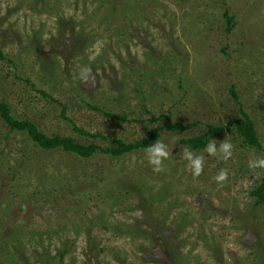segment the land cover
Segmentation results:
<instances>
[{"label": "rangeland", "instance_id": "obj_1", "mask_svg": "<svg viewBox=\"0 0 264 264\" xmlns=\"http://www.w3.org/2000/svg\"><path fill=\"white\" fill-rule=\"evenodd\" d=\"M0 52V100L47 136L107 148L145 137L150 114L197 123L160 133L170 155L156 173L145 150L43 151L0 119V264H264V205L250 197L264 169L248 166L264 154L223 134L232 156L195 152L194 178L179 143L241 118L233 87L264 147V0H0ZM63 107L104 139L74 132Z\"/></svg>", "mask_w": 264, "mask_h": 264}, {"label": "trees", "instance_id": "obj_2", "mask_svg": "<svg viewBox=\"0 0 264 264\" xmlns=\"http://www.w3.org/2000/svg\"><path fill=\"white\" fill-rule=\"evenodd\" d=\"M223 16L227 26L226 33L228 34L235 26V18L234 16H230L228 11H225ZM0 57L3 58L1 52ZM230 93L236 105L240 107L239 112L241 114V118L231 119L224 126H208L206 132L189 139L180 140L179 143L182 146L191 149L193 152H202L205 151V146L208 140L215 139L229 132H234L242 139L241 142L243 143L244 147L256 149L264 154V147L259 142L254 124L242 109L239 103L238 96L235 93L233 87L230 89ZM40 94L43 97L48 98L55 103H58L46 93L40 91ZM90 109L101 113L106 119L112 121H128L126 116H116L115 114H109L107 112H103L100 108L97 107H91ZM10 110L11 109L9 105L6 102L0 100V119L4 121V124L9 128L10 132L24 133L35 145H37L43 151L61 150L64 153L75 155L81 159H89L99 152L103 155L110 156L111 158H121L133 152L145 150L147 146L153 145L152 143H155V141L160 138V133L164 132L172 134L183 133L186 131L189 132V130H192L197 125V123H173L168 117H165V123H160V120L164 116L155 117L154 115L150 114V119L148 120L149 123L157 125L148 130L145 134V137L131 143H125L120 139H116L115 146L102 148L101 146H98L94 143L81 144L71 137L47 136L42 133L34 123L27 120L16 119L15 117H13ZM65 110L66 108L63 107L61 118L66 122L72 124L74 132L87 138H103V136L99 134L87 133L84 130L76 127V125L70 119L66 118ZM250 197L254 200L255 206L264 205V179L261 181L259 186H257L252 192H250Z\"/></svg>", "mask_w": 264, "mask_h": 264}, {"label": "clouds", "instance_id": "obj_3", "mask_svg": "<svg viewBox=\"0 0 264 264\" xmlns=\"http://www.w3.org/2000/svg\"><path fill=\"white\" fill-rule=\"evenodd\" d=\"M79 79L88 87L96 86V75L89 66L81 67ZM233 147V144L227 140L220 141L219 147H217V141L215 139H210L205 146V151L211 156H216L226 161L232 156ZM145 153L148 163L152 166V170L156 173L163 171L164 161L167 160L170 155L167 145L157 140L153 145L146 147ZM181 153L183 159L188 161L187 167L192 172L193 177H199L203 172L204 157L202 155H197L191 149L183 146H181ZM248 166L252 169H264V158L250 160ZM227 179V169H221L215 177L216 182L220 185H223Z\"/></svg>", "mask_w": 264, "mask_h": 264}]
</instances>
